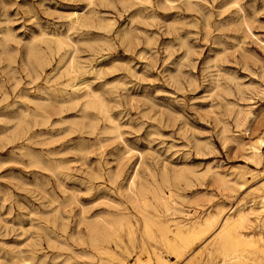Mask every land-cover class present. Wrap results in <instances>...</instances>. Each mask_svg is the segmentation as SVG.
<instances>
[{
	"label": "rangeland",
	"instance_id": "rangeland-1",
	"mask_svg": "<svg viewBox=\"0 0 264 264\" xmlns=\"http://www.w3.org/2000/svg\"><path fill=\"white\" fill-rule=\"evenodd\" d=\"M68 16L85 23L70 27ZM72 61L87 72L75 82L89 85L88 101H70L63 86ZM0 88V264L44 255L91 264L93 251L69 235L98 216L129 211L139 233L126 190L135 173L171 188L191 215L258 201L248 191L264 180V147L258 165L246 143L264 135V0H0ZM249 171L263 173L251 180ZM240 174L250 180L243 188ZM202 245L175 264H205Z\"/></svg>",
	"mask_w": 264,
	"mask_h": 264
},
{
	"label": "bare ground",
	"instance_id": "bare-ground-1",
	"mask_svg": "<svg viewBox=\"0 0 264 264\" xmlns=\"http://www.w3.org/2000/svg\"><path fill=\"white\" fill-rule=\"evenodd\" d=\"M161 1V0H160ZM177 1V0H176ZM110 2V1H109ZM136 2V1H134ZM158 2V1H157ZM172 2V1H171ZM175 2V1H174ZM169 3V1H168ZM207 3V2H206ZM157 4V3H156ZM180 4V3H179ZM237 4V3H236ZM108 5V4H107ZM137 5V4H136ZM205 5V4H204ZM86 7H88L86 5ZM109 7H112L109 5ZM128 7V6H127ZM241 7V6H240ZM146 8V7H145ZM144 8V9H145ZM243 8V7H242ZM243 10V9H242ZM93 11V10H92ZM235 11V10H234ZM91 12V11H90ZM76 13V12H74ZM95 13V12H94ZM101 13V12H100ZM104 13V12H103ZM82 14V13H81ZM92 14V13H91ZM72 15V14H71ZM94 15V14H93ZM88 16V15H87ZM135 16V15H134ZM141 16V15H139ZM205 16V15H204ZM69 17V16H68ZM67 17V18H68ZM82 17V16H81ZM134 18V17H133ZM140 18V17H139ZM147 18V17H146ZM149 18V17H148ZM135 19V18H134ZM204 19H206L204 17ZM176 20V19H175ZM210 20V19H209ZM235 21V20H234ZM85 23L84 19L79 16L69 17V26L75 27ZM96 25V24H95ZM101 25V24H100ZM99 25V26H100ZM92 26V25H90ZM106 26V25H105ZM93 27V26H92ZM98 27V26H97ZM103 27V26H102ZM108 27V26H107ZM96 28V27H95ZM99 28V27H98ZM128 28V27H127ZM130 28V27H129ZM104 30V28H103ZM106 30V29H105ZM120 33V32H119ZM43 34V33H41ZM126 34V33H125ZM39 35V34H38ZM46 35V34H45ZM48 35V34H47ZM50 35V34H49ZM55 35V34H54ZM66 35V34H65ZM121 35V34H120ZM6 36V35H5ZM42 36V35H41ZM53 36V35H51ZM60 36V35H59ZM34 37V36H33ZM16 38V37H15ZM39 38V36H38ZM135 38V37H134ZM35 40V39H34ZM91 40V39H89ZM97 40V39H96ZM95 40V41H96ZM100 41V39H98ZM7 41V40H6ZM70 41V40H69ZM78 40L77 42H79ZM83 41V40H82ZM85 41V40H84ZM87 41V40H86ZM85 41V42H86ZM104 41V40H103ZM147 41V40H146ZM20 42V41H19ZM31 41H29L30 43ZM92 42V41H91ZM262 42V41H261ZM28 43V44H29ZM88 43V42H86ZM95 43V42H94ZM146 43V42H145ZM85 44V43H84ZM106 44V43H105ZM66 45L65 41L57 40V47L61 49ZM76 46V44H74ZM88 45V44H87ZM92 45V44H91ZM89 46V45H88ZM70 47V46H69ZM5 48V47H4ZM48 48V47H47ZM94 48V47H91ZM261 48V47H260ZM3 49V48H2ZM32 49V47H31ZM95 49V48H94ZM101 49V47H100ZM12 50V49H11ZM93 50V49H92ZM5 51V50H4ZM9 51V50H8ZM74 51V50H73ZM77 51V50H76ZM74 51V52H76ZM94 51V50H93ZM56 53V51H55ZM187 53V52H185ZM7 54V53H6ZM9 55V54H8ZM56 55V54H55ZM70 55V54H69ZM91 55V54H90ZM3 56V55H2ZM7 56V55H6ZM42 56V55H41ZM39 57V56H38ZM45 57V56H44ZM71 57V55H70ZM69 57V58H70ZM183 57V56H182ZM75 59V57H74ZM73 59V60H74ZM72 60V59H70ZM46 63V60H44ZM49 61V60H48ZM68 61V60H67ZM76 61V59H75ZM49 63V62H48ZM67 63V62H65ZM64 63V64H65ZM71 63V62H70ZM64 64L61 67H64ZM76 64V63H75ZM38 65V63H37ZM72 76L70 81L63 86L69 89V100H75L79 97L85 98L87 101L92 98L93 91L85 81L75 82L80 78L85 70L79 66H74L73 61L70 65ZM3 70V69H1ZM32 70V69H31ZM59 70V68H58ZM64 70V69H63ZM67 70V69H66ZM90 70V68H89ZM132 70V69H131ZM67 72V71H66ZM65 72V73H66ZM31 73V72H30ZM29 73V74H30ZM60 73V72H59ZM87 73V72H86ZM90 73V71H89ZM27 75V72L25 73ZM67 74V73H66ZM56 75V74H55ZM89 75V74H88ZM31 76V75H30ZM33 76V75H32ZM54 76V75H53ZM86 76V75H85ZM44 77V75H43ZM65 77V76H64ZM54 77H52L53 79ZM62 78V77H61ZM69 78V77H68ZM89 78V77H88ZM42 79V78H41ZM40 79V80H41ZM82 80V79H81ZM84 80V79H83ZM31 81V79H30ZM29 81V83H30ZM116 81V80H115ZM118 81V80H117ZM116 81V82H117ZM121 80H119L120 82ZM48 82V81H47ZM113 82V81H112ZM16 83V82H15ZM32 83V82H31ZM60 83V82H59ZM64 83V82H63ZM105 83V80H104ZM7 84V83H6ZM107 84V83H106ZM17 85V83H16ZM124 85V84H123ZM262 85V84H261ZM98 88V87H97ZM1 89V88H0ZM14 90V89H13ZM98 90V89H97ZM257 91V90H256ZM96 92V91H95ZM98 92V91H97ZM96 92V93H97ZM26 93V92H25ZM65 93L67 94L66 90ZM259 93V92H258ZM9 95V94H8ZM6 96V95H5ZM34 96V95H33ZM48 96V95H47ZM98 97V96H97ZM3 98V97H2ZM9 98V97H8ZM23 98V97H22ZM24 99V98H23ZM32 99V98H30ZM3 100V99H2ZM68 100V99H67ZM66 100V101H67ZM9 101V100H8ZM7 101V102H8ZM65 101V102H66ZM77 101V100H76ZM92 101V100H91ZM103 101V99H102ZM102 101H99V107L105 120L109 123V127L113 131L118 132L119 125L115 118L104 107ZM10 102V101H9ZM64 102V101H63ZM79 102V99H78ZM93 102V101H92ZM96 103V101H94ZM107 102V101H105ZM29 103V102H28ZM71 103V102H70ZM26 104V103H25ZM32 104V102H31ZM66 104V103H65ZM64 104V105H65ZM73 104V103H72ZM71 104V105H72ZM10 105V103H9ZM16 105V104H15ZM33 105V104H32ZM77 105V104H76ZM84 105V102H83ZM90 105V102L85 104ZM246 105V104H245ZM4 106V105H3ZM60 106V105H59ZM34 107V106H33ZM243 107V106H242ZM4 108V107H3ZM61 108V107H60ZM67 108V107H66ZM70 108V107H68ZM67 108V109H68ZM85 108V107H84ZM2 109V108H1ZM40 109V108H39ZM59 109V108H58ZM245 109V108H244ZM61 110V109H60ZM66 110V109H65ZM1 111V110H0ZM23 111V110H22ZM44 111V110H43ZM46 111V110H45ZM44 111V112H45ZM53 111V108H52ZM55 111V110H54ZM78 111V110H77ZM51 112V110H50ZM62 111H60L61 113ZM64 112V111H63ZM62 112V113H63ZM243 112V111H242ZM247 112V111H246ZM4 113V112H3ZM24 113V112H23ZM80 114V113H79ZM259 114V113H258ZM25 115V113H24ZM55 116V114H53ZM243 115V113H242ZM10 116V115H9ZM58 116V115H57ZM1 117V116H0ZM37 117V116H36ZM50 117V116H49ZM233 117V116H232ZM62 118V117H61ZM71 117H69L70 119ZM103 118V117H102ZM42 119V118H41ZM60 119V118H59ZM64 119V118H62ZM68 119V120H69ZM15 120V119H14ZM52 120V119H51ZM61 120V119H60ZM23 121V120H22ZM53 122V121H52ZM70 122V120H69ZM9 123V122H8ZM15 123V122H13ZM12 123V125H13ZM60 123V122H59ZM235 123V122H234ZM7 126V123H4ZM44 125V124H43ZM52 125V124H51ZM71 125V123H70ZM235 125V124H234ZM50 126V125H49ZM48 126V127H49ZM1 127V126H0ZM9 127V126H8ZM15 127V126H14ZM46 127V126H45ZM106 128V127H105ZM15 129V128H14ZM17 129V127H16ZM19 129V128H18ZM221 129V127H220ZM12 130V129H11ZM54 130V129H52ZM10 131V130H9ZM104 131V130H103ZM154 131V130H153ZM263 132V130H261ZM16 133L17 130L15 131ZM22 132V131H21ZM116 132V133H117ZM155 132V131H154ZM12 133V132H11ZM63 133V132H62ZM156 133V132H155ZM161 133V132H160ZM9 134V133H8ZM15 134V133H14ZM47 134V133H46ZM57 135L59 133H56ZM153 134V133H152ZM157 134V133H156ZM155 134V135H156ZM1 135V134H0ZM10 135V134H9ZM13 135V133H12ZM20 135V133H19ZM52 135V134H51ZM118 135V134H117ZM160 135V134H159ZM7 136V135H6ZM49 136V135H48ZM35 137V136H34ZM151 137V136H150ZM19 138V136H18ZM47 138V137H46ZM45 138V139H46ZM10 139V138H9ZM7 138V140H9ZM223 139V138H222ZM13 140V139H12ZM25 140V139H24ZM35 140V139H34ZM3 141V139L1 140ZM6 142V140H5ZM46 141H44L45 143ZM50 142V141H49ZM43 143V142H42ZM43 143V144H44ZM51 143V142H50ZM49 143V144H50ZM63 143V142H62ZM102 143V142H101ZM42 144V145H43ZM64 144V143H63ZM110 144V143H109ZM203 144V143H202ZM247 144L246 149L250 153V158L259 165L262 158V148L264 147V135H259ZM59 145V144H58ZM125 145V144H124ZM209 145V144H208ZM67 146V145H66ZM202 146V145H201ZM205 146V145H204ZM60 147V146H59ZM72 148V147H70ZM75 148V147H74ZM102 148V147H101ZM195 148V147H194ZM202 148V147H201ZM76 149V148H75ZM134 149V148H133ZM203 149V148H202ZM53 150V149H52ZM56 150V148H55ZM71 150V149H70ZM50 151V150H49ZM78 151V150H76ZM122 151V150H119ZM118 151V152H119ZM134 151V150H133ZM153 152V151H152ZM200 152V151H199ZM53 153V151H52ZM82 153V152H81ZM93 153V152H92ZM123 153V152H122ZM127 153V152H126ZM143 153V152H142ZM203 153V151L201 152ZM205 153V152H204ZM50 154V152H49ZM54 154V153H53ZM61 154V153H60ZM120 154V152H119ZM124 154V153H123ZM122 154V155H123ZM128 154V153H127ZM148 154V153H147ZM87 155V154H86ZM239 155V154H238ZM28 156V155H27ZM243 156V155H242ZM247 156V155H246ZM31 157V156H28ZM129 157V156H128ZM140 157V156H139ZM70 158V157H69ZM130 158V157H129ZM52 159V158H51ZM62 159V158H61ZM66 159V158H65ZM98 159V157H97ZM121 159V157H120ZM160 159V158H159ZM53 160V159H52ZM155 160V159H154ZM83 161V160H82ZM158 161V160H157ZM29 162V161H28ZM141 162V161H140ZM156 162V161H155ZM166 162V161H165ZM52 163V162H51ZM115 163V162H114ZM137 164V163H136ZM156 164V163H155ZM120 165V164H119ZM154 165V164H153ZM207 165V164H206ZM255 165V164H254ZM82 166V165H81ZM123 166V165H122ZM243 166V165H242ZM157 167V166H156ZM161 167V166H160ZM65 168V166H64ZM86 168V167H85ZM134 168V167H133ZM241 168V167H240ZM245 168V167H243ZM56 168H54L55 170ZM115 169V168H114ZM120 169V168H119ZM65 170V169H64ZM165 170V169H164ZM264 170V169H263ZM90 171V170H89ZM97 171V170H96ZM109 171V170H108ZM112 171V170H111ZM134 171V170H133ZM162 171V170H160ZM254 171V170H253ZM110 172V171H109ZM114 172V171H113ZM132 172V171H131ZM137 172V171H136ZM250 172V171H249ZM51 173V172H50ZM143 173V172H142ZM163 173V172H162ZM166 173V172H165ZM164 173V174H165ZM263 172H250V179L253 180L260 176ZM52 174V173H51ZM59 174V173H58ZM57 174V175H58ZM140 174V173H139ZM138 174V175H139ZM247 174V173H246ZM106 175V174H105ZM213 181H217L220 185L231 187L234 183L232 179L226 178L218 172H211ZM64 176V175H63ZM110 176V175H109ZM129 176V175H128ZM152 176V175H151ZM194 176V175H193ZM54 177V176H53ZM57 177V176H56ZM130 177V176H129ZM128 177V178H129ZM124 178V177H123ZM127 178V179H128ZM138 178V177H137ZM153 178V177H152ZM150 178V179H152ZM187 181L185 176H181ZM211 178V180H212ZM66 179V178H65ZM78 179V178H77ZM109 179V178H108ZM130 179V178H129ZM128 179V180H129ZM140 179V178H139ZM146 179V178H145ZM144 179V180H145ZM71 180V179H70ZM113 180V179H112ZM122 180V179H121ZM147 180V179H146ZM87 181V180H86ZM156 180L154 179V182ZM167 181V180H166ZM212 181V182H213ZM248 180L244 174L238 176L237 184L240 188L246 186ZM113 182V181H112ZM111 182V183H112ZM128 182V181H127ZM146 182V181H145ZM157 182V181H156ZM210 182V181H209ZM208 182V183H209ZM213 182V183H215ZM260 182V181H258ZM257 182V183H258ZM193 183V181H192ZM81 184V183H80ZM172 184V183H171ZM216 184V183H215ZM173 185V184H172ZM180 185V184H179ZM190 185V184H189ZM36 186V185H35ZM38 186V185H37ZM75 186V185H74ZM181 186V185H180ZM218 186V185H217ZM62 187V186H61ZM104 187V186H103ZM124 187V186H123ZM165 187V186H164ZM251 187V186H250ZM38 188V187H37ZM105 188V187H104ZM158 183H144L136 179V173L132 176L127 185V193L132 207L138 215L135 219L140 221L141 229L139 233L135 231L134 223L131 220L132 214L127 211L122 214L104 217L98 216L97 220L86 223V232L83 234L77 231L76 234L69 235L72 241L77 237L82 240L93 251V261L91 264H132L127 259L134 257V264H175L181 261L185 256L195 251L200 244L205 250V264L216 257L220 258L219 264H264V180L259 184L251 187L249 194L256 193L257 200H253L249 205L242 202L232 205L228 209L216 205L213 210L205 213L193 214L176 207L174 205L173 195L175 194L171 188H167V192L163 191ZM166 188V187H165ZM109 189V188H108ZM89 190V189H88ZM177 190V189H176ZM178 191V190H177ZM240 193V192H239ZM38 194V193H37ZM195 195V194H194ZM198 196V195H197ZM238 196V195H237ZM104 197V196H103ZM108 197V196H107ZM180 197V196H179ZM51 198V197H50ZM190 198V197H189ZM188 198V199H189ZM97 198H95L96 200ZM47 200V199H46ZM107 200V199H106ZM111 201V199H109ZM44 201V200H43ZM55 201V200H54ZM105 201V200H104ZM109 201V202H110ZM116 201V200H115ZM119 202V201H118ZM47 203V202H46ZM64 203V202H63ZM98 203V202H97ZM65 204V203H64ZM104 204V203H103ZM47 205V204H46ZM108 205V204H107ZM116 205V204H115ZM130 205V206H131ZM45 206V205H44ZM227 206V205H226ZM197 207V206H196ZM200 207V206H199ZM45 208V207H44ZM197 209V208H196ZM38 210V209H37ZM40 210V209H39ZM56 210V209H55ZM58 211V208H57ZM108 212V211H107ZM190 212V211H189ZM45 213V212H44ZM102 213V212H101ZM109 213V212H108ZM47 214V213H46ZM106 214V213H105ZM109 216V215H108ZM252 217L257 221L254 223ZM133 218V217H132ZM134 219V220H135ZM61 220V219H60ZM135 220V221H136ZM137 222V221H136ZM40 223V222H39ZM49 223V222H48ZM47 224V223H46ZM62 224V223H61ZM78 224V223H77ZM57 229H59V226ZM61 226V225H60ZM37 229V227H36ZM62 233L65 229H59ZM54 239L59 246L69 248L67 239L61 237L56 231L53 232ZM124 236V238H123ZM60 238V239H59ZM34 249V248H33ZM5 251V249H4ZM121 253H119V252ZM17 252V251H16ZM46 254V252H45ZM125 254V256H123ZM59 255H53L50 262L46 260V256H42L35 262L29 260L22 261V264H67L68 258H64L58 262L56 259ZM82 256V255H81ZM70 259V257H69ZM174 259V260H171ZM80 262V261H79ZM21 263V262H20Z\"/></svg>",
	"mask_w": 264,
	"mask_h": 264
}]
</instances>
